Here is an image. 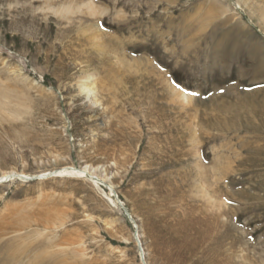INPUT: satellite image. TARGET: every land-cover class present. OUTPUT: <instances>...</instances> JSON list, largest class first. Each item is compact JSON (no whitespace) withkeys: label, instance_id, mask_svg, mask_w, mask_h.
Segmentation results:
<instances>
[{"label":"rangeland","instance_id":"obj_1","mask_svg":"<svg viewBox=\"0 0 264 264\" xmlns=\"http://www.w3.org/2000/svg\"><path fill=\"white\" fill-rule=\"evenodd\" d=\"M0 264H264V0H0Z\"/></svg>","mask_w":264,"mask_h":264},{"label":"bare ground","instance_id":"obj_2","mask_svg":"<svg viewBox=\"0 0 264 264\" xmlns=\"http://www.w3.org/2000/svg\"><path fill=\"white\" fill-rule=\"evenodd\" d=\"M83 173H84V171H76L75 169H70L68 171L64 169V170L58 172L56 176L62 177V176H66L67 174L82 175Z\"/></svg>","mask_w":264,"mask_h":264}]
</instances>
